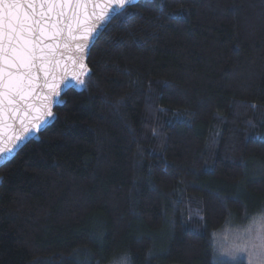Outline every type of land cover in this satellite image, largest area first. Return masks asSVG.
Wrapping results in <instances>:
<instances>
[{"label": "trees", "instance_id": "trees-1", "mask_svg": "<svg viewBox=\"0 0 264 264\" xmlns=\"http://www.w3.org/2000/svg\"><path fill=\"white\" fill-rule=\"evenodd\" d=\"M120 13L0 168V264H217L264 211V0Z\"/></svg>", "mask_w": 264, "mask_h": 264}, {"label": "snow or ice", "instance_id": "snow-or-ice-1", "mask_svg": "<svg viewBox=\"0 0 264 264\" xmlns=\"http://www.w3.org/2000/svg\"><path fill=\"white\" fill-rule=\"evenodd\" d=\"M134 2L135 0H104L99 15L94 14L95 19L102 20L95 32L89 26L91 16L85 14L84 20L80 21L79 14L74 13L72 19L78 27H82L84 35L81 38L94 41L100 28L105 27L112 18H115L117 9H120V14H122L126 10V5H131ZM109 5L112 6L111 11L106 15L105 9ZM65 7H72L71 0H67V3H57L55 0H40L38 4L35 0H27V2H23V0H0V108L7 106L9 110L17 111L15 107L17 102L25 101L32 95L35 87L38 86V76L36 74L38 68L42 67L44 76H48L49 61L46 59L44 48L41 47L43 41L50 34L47 23L48 15L49 13H55L57 16H65L66 14L63 12ZM78 7L85 9L86 5L81 3ZM52 29L51 34L53 35H58L62 31L55 24L52 25ZM68 32L71 36V25L68 26ZM91 46L93 45L90 43L89 48ZM48 47L50 48L51 45ZM77 47L83 50L80 45H77ZM80 67H84L83 63ZM79 84L83 85V82L80 81ZM45 86L55 91V85L47 83V80H45ZM70 86L71 81L65 84L62 91L66 93ZM49 99L47 96L43 97L45 101ZM55 103L58 107L63 106L65 103L59 98V93L56 94ZM29 107L32 106L29 105ZM44 108L47 115L51 116L49 106L45 104ZM33 111L39 115H34L31 119L33 121L39 120L43 115L41 109L34 108ZM27 116L28 113L25 112V117L27 118ZM20 124L21 135L17 136L16 139L23 143L32 135V131L24 119H21ZM39 127L42 128L43 124ZM33 128H36V125H33ZM8 151L11 152L12 150L9 149ZM2 152L3 149H0V153ZM260 219H264V217L254 218V220ZM215 241L216 233H213V249L217 264H239L243 252L247 250L246 248L240 245H230V242H222L217 246ZM256 241H264V231L259 227H257L256 236L253 237L249 234V243L252 244L253 248H255ZM225 247H228L227 251L223 250ZM232 253H235V255ZM224 256L228 257L227 261L222 259Z\"/></svg>", "mask_w": 264, "mask_h": 264}, {"label": "water", "instance_id": "water-1", "mask_svg": "<svg viewBox=\"0 0 264 264\" xmlns=\"http://www.w3.org/2000/svg\"><path fill=\"white\" fill-rule=\"evenodd\" d=\"M139 1L140 0H135L131 5L136 4ZM23 2H27V0H23ZM35 2L38 4L40 3V0H35ZM55 2L67 3V0H55ZM81 3L86 5L85 9L78 7ZM71 5L72 7H65L63 9V12L66 14L65 16H57L55 13H49L48 15L47 23L50 34L41 45V47L44 48L46 59L49 61L48 76H44L42 67L38 68L36 70L38 86L35 87L32 91V95L25 101L17 102L15 105L17 111L13 112L9 110L7 106L0 108V149H3V152L0 153V168L25 144L34 138L49 122L56 107V94L59 93V98L61 99L65 94L62 89L67 82L71 81V86L68 90L77 84L86 68L87 60L92 48V46L89 48V44L91 43L94 45L99 35L109 24L107 23L105 27L100 28L99 32L96 33L97 38L94 41H90V39H82L81 37L84 35L82 27H78L77 23L72 19L73 14H79L80 21L84 20L85 14L91 16L92 19L89 21V26L93 29V32H95L96 28L102 23V20L95 19V15H99L100 9L104 5V0H71ZM131 5H126V7ZM111 7L112 6L109 5L105 9L106 15L111 11ZM45 11H47V9H45ZM120 12L121 10L117 9L115 16ZM53 24L62 29L58 35L51 34L53 32ZM69 25L72 27L71 36L68 32ZM49 45H51L50 48L48 47ZM77 45H80L83 50L78 48ZM81 63L84 65L83 68L80 67ZM45 80H47V83L55 85V91L45 86ZM45 96L50 99L48 101L43 100V97ZM45 104L49 106L51 116L47 115L44 108ZM29 105L32 107L30 108ZM34 108H40L41 113H43L41 118L35 121L31 119L32 116L39 114L33 111ZM25 112L28 113L27 118L25 117ZM21 119L25 120V123L32 131V135L23 143L16 139L17 136L21 135ZM41 124H43L42 128L39 127ZM33 125H36V128H33ZM9 149L12 151L9 152Z\"/></svg>", "mask_w": 264, "mask_h": 264}, {"label": "rangeland", "instance_id": "rangeland-1", "mask_svg": "<svg viewBox=\"0 0 264 264\" xmlns=\"http://www.w3.org/2000/svg\"><path fill=\"white\" fill-rule=\"evenodd\" d=\"M257 217H264V211L253 216L244 224L224 227L218 233L216 245L219 246L222 242H230V245H240L247 249L243 252L240 260L244 259L246 264H264V241H256L255 248L249 243V234L253 237L256 236L257 227L264 231V219L254 220ZM223 250L227 251L228 247ZM224 257L228 260L227 256ZM125 259L120 257L109 264H128Z\"/></svg>", "mask_w": 264, "mask_h": 264}, {"label": "clouds", "instance_id": "clouds-1", "mask_svg": "<svg viewBox=\"0 0 264 264\" xmlns=\"http://www.w3.org/2000/svg\"><path fill=\"white\" fill-rule=\"evenodd\" d=\"M233 255H235V253H232Z\"/></svg>", "mask_w": 264, "mask_h": 264}]
</instances>
